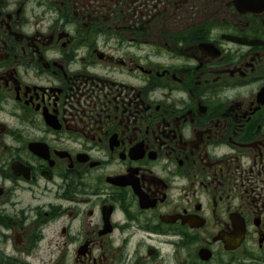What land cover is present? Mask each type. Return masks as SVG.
Returning a JSON list of instances; mask_svg holds the SVG:
<instances>
[{
	"label": "flooded vegetation",
	"instance_id": "1",
	"mask_svg": "<svg viewBox=\"0 0 264 264\" xmlns=\"http://www.w3.org/2000/svg\"><path fill=\"white\" fill-rule=\"evenodd\" d=\"M242 10L0 0V264H264V11Z\"/></svg>",
	"mask_w": 264,
	"mask_h": 264
},
{
	"label": "water",
	"instance_id": "2",
	"mask_svg": "<svg viewBox=\"0 0 264 264\" xmlns=\"http://www.w3.org/2000/svg\"><path fill=\"white\" fill-rule=\"evenodd\" d=\"M239 5L246 7V10L254 11V9H264V0H237Z\"/></svg>",
	"mask_w": 264,
	"mask_h": 264
},
{
	"label": "rangeland",
	"instance_id": "3",
	"mask_svg": "<svg viewBox=\"0 0 264 264\" xmlns=\"http://www.w3.org/2000/svg\"><path fill=\"white\" fill-rule=\"evenodd\" d=\"M49 247H51V246L48 245V244H44L43 245V248H44V252L45 253L48 252ZM52 247H53V245H52ZM40 264H51V259L49 257H47L46 255H44L43 256V260L40 262ZM172 264H173V262H172Z\"/></svg>",
	"mask_w": 264,
	"mask_h": 264
}]
</instances>
